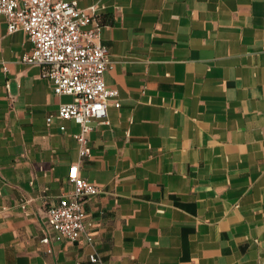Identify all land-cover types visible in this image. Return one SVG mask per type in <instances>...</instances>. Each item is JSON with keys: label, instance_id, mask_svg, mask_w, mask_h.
<instances>
[{"label": "crops", "instance_id": "1", "mask_svg": "<svg viewBox=\"0 0 264 264\" xmlns=\"http://www.w3.org/2000/svg\"><path fill=\"white\" fill-rule=\"evenodd\" d=\"M75 1L97 7L119 105L79 159V126L46 122L71 97L0 14V264H264V0ZM75 162L100 190L69 241L47 209Z\"/></svg>", "mask_w": 264, "mask_h": 264}, {"label": "built area", "instance_id": "2", "mask_svg": "<svg viewBox=\"0 0 264 264\" xmlns=\"http://www.w3.org/2000/svg\"><path fill=\"white\" fill-rule=\"evenodd\" d=\"M96 10V6L78 7L75 0H0L7 31H24L32 44L22 60L44 65L54 94L71 97V101L60 103L46 122L70 119L79 126L74 134L79 159L90 153L86 134L94 121L106 117L107 102L119 105L117 89L107 87L104 81L112 61L94 21ZM67 178L72 189L48 207L47 222L56 238L75 241L86 231L83 201L100 189L80 175L78 162L69 165ZM41 241L48 243L49 237ZM89 261L102 264L94 254L89 255Z\"/></svg>", "mask_w": 264, "mask_h": 264}]
</instances>
